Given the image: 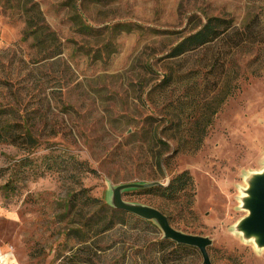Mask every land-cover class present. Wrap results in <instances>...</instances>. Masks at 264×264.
I'll return each instance as SVG.
<instances>
[{
    "label": "rangeland",
    "instance_id": "obj_1",
    "mask_svg": "<svg viewBox=\"0 0 264 264\" xmlns=\"http://www.w3.org/2000/svg\"><path fill=\"white\" fill-rule=\"evenodd\" d=\"M209 18L219 38L168 57ZM0 133V264H201L136 217L74 232L107 217L85 196L110 206L125 185L126 204L209 239L211 264H264L237 231L264 172V0H0ZM183 171L184 196L141 192Z\"/></svg>",
    "mask_w": 264,
    "mask_h": 264
},
{
    "label": "trees",
    "instance_id": "obj_2",
    "mask_svg": "<svg viewBox=\"0 0 264 264\" xmlns=\"http://www.w3.org/2000/svg\"><path fill=\"white\" fill-rule=\"evenodd\" d=\"M72 20L74 21V24L78 26V29L81 32H90V28H88L86 25L82 24L79 21L78 15L75 13L72 16ZM220 23L219 19L216 18H209L205 21V23L201 26L200 29L195 31L192 34L187 35L186 37L182 38L179 43H177L168 54L169 58H177L181 55L185 54L188 51H193L196 49L203 48L204 46L210 44L212 41H215L217 38H219L222 35V30L218 31L217 26ZM29 25V24H28ZM226 28V27H225ZM224 28V29H225ZM223 29V30H224ZM25 35H35V41L34 44L37 46H40V49L42 52L45 53V46H44V40L38 39V33L35 31L34 28L31 26H28ZM224 35V34H223ZM52 39L51 42L55 41V36L53 33H50L49 35ZM225 36V35H224ZM53 45H55L53 43ZM222 78L220 75L218 79ZM217 79V81H218ZM217 81L215 84H217ZM220 84V83H219ZM4 129V128H3ZM6 133V132H5ZM5 133H0V140L4 138ZM17 142V141H15ZM192 179L188 172L183 171L179 173L173 180L169 181V183L165 186H153L146 189H143L141 192L155 195L164 201H171L176 198L184 196L187 192L192 191ZM79 195L77 193H73L69 196L67 202L65 203L64 208L69 211V209H74L77 206L78 197ZM84 204L85 206L95 208L98 207L100 209L105 210L107 213V217H100L96 216V214H92L90 217H88L86 220L82 222V226L75 229L74 232H81L84 227H87L88 229H92L94 227L101 226V230L107 231L110 228H112L116 224H124L126 218H134L135 216L126 213L122 210L114 209L107 205L106 203H102L101 201L97 199H92L90 197H84ZM97 207V208H98ZM109 214V215H108ZM108 220L107 223H105V220ZM137 221H140L141 223L148 224L150 226L155 227V225L152 222L145 221L143 219H140L138 217L134 218ZM169 241V240H167ZM171 242V241H169ZM181 247H184L182 245H178Z\"/></svg>",
    "mask_w": 264,
    "mask_h": 264
},
{
    "label": "water",
    "instance_id": "obj_3",
    "mask_svg": "<svg viewBox=\"0 0 264 264\" xmlns=\"http://www.w3.org/2000/svg\"><path fill=\"white\" fill-rule=\"evenodd\" d=\"M153 186L163 185L156 183L140 187L146 189ZM135 187L139 186L125 185L117 187L113 191L111 197L113 203L110 206L145 221L155 222L161 231L163 240H169L177 245L195 248L201 256V264H211L207 253V248L211 244L209 239L177 232L170 227L166 217L159 211L144 206L128 205L122 200L121 193L127 190V188ZM246 194L248 197L242 201V206H244L242 208L246 209V216L238 223L237 231L243 237L253 239L259 249H264V172L256 174L251 178Z\"/></svg>",
    "mask_w": 264,
    "mask_h": 264
},
{
    "label": "bare ground",
    "instance_id": "obj_4",
    "mask_svg": "<svg viewBox=\"0 0 264 264\" xmlns=\"http://www.w3.org/2000/svg\"><path fill=\"white\" fill-rule=\"evenodd\" d=\"M255 174H256V173H255ZM251 178H252V177H251ZM248 180H249V179H248ZM249 182H250V181H249ZM247 184H248V183H247ZM244 186H245V185H244ZM246 188H247V187H246ZM247 189H248V188H247ZM245 190H246V189H245ZM244 195H245V194H244ZM246 197H248V195H247V194L245 195V197H244V198H246ZM244 198H243V199H244ZM241 201H242V200H241ZM241 201H240V202H241ZM242 205H243V203H242ZM242 205H241V209L245 211L246 209H245V208H242V207H244V206H242Z\"/></svg>",
    "mask_w": 264,
    "mask_h": 264
}]
</instances>
